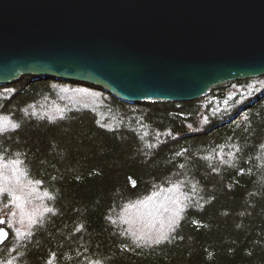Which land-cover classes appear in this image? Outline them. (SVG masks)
<instances>
[{"label": "trees", "instance_id": "obj_1", "mask_svg": "<svg viewBox=\"0 0 264 264\" xmlns=\"http://www.w3.org/2000/svg\"><path fill=\"white\" fill-rule=\"evenodd\" d=\"M0 264H264V76L191 101L0 85Z\"/></svg>", "mask_w": 264, "mask_h": 264}, {"label": "water", "instance_id": "obj_2", "mask_svg": "<svg viewBox=\"0 0 264 264\" xmlns=\"http://www.w3.org/2000/svg\"><path fill=\"white\" fill-rule=\"evenodd\" d=\"M25 75L195 100L264 76V0H0V85Z\"/></svg>", "mask_w": 264, "mask_h": 264}, {"label": "snow or ice", "instance_id": "obj_3", "mask_svg": "<svg viewBox=\"0 0 264 264\" xmlns=\"http://www.w3.org/2000/svg\"><path fill=\"white\" fill-rule=\"evenodd\" d=\"M2 223H4V221L3 220H0V224H2Z\"/></svg>", "mask_w": 264, "mask_h": 264}, {"label": "rangeland", "instance_id": "obj_4", "mask_svg": "<svg viewBox=\"0 0 264 264\" xmlns=\"http://www.w3.org/2000/svg\"><path fill=\"white\" fill-rule=\"evenodd\" d=\"M0 239H1V235H0Z\"/></svg>", "mask_w": 264, "mask_h": 264}]
</instances>
